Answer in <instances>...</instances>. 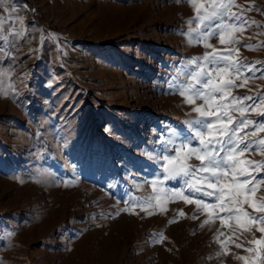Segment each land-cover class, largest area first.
I'll return each mask as SVG.
<instances>
[{
	"label": "rangeland",
	"instance_id": "rangeland-1",
	"mask_svg": "<svg viewBox=\"0 0 264 264\" xmlns=\"http://www.w3.org/2000/svg\"><path fill=\"white\" fill-rule=\"evenodd\" d=\"M235 4L261 12L245 13L260 26L235 33L253 47L234 55L264 62V0ZM196 15L188 0H0V264H244L233 254H250L229 242L234 218L222 226L209 210L201 227L209 214L194 204L155 200L181 178L148 183L169 154L160 137L191 135L184 121L197 115L178 91L185 62L212 51L189 42ZM259 76L233 93L264 92Z\"/></svg>",
	"mask_w": 264,
	"mask_h": 264
},
{
	"label": "snow or ice",
	"instance_id": "snow-or-ice-1",
	"mask_svg": "<svg viewBox=\"0 0 264 264\" xmlns=\"http://www.w3.org/2000/svg\"><path fill=\"white\" fill-rule=\"evenodd\" d=\"M188 2L195 7L196 19L199 21L197 27L189 28V36L195 33V38L189 42L204 43V46L212 48V51L190 58L181 70L186 81L179 84V95L185 98L184 103L191 105L192 112L197 115L184 121L191 130V135L181 138L179 132L172 130L168 138L160 137L163 151L169 154L158 157L162 161L161 172L148 183L155 190L157 185H165L166 182L181 178L188 194H185L183 185L173 188L161 187V195L155 197L157 203L164 198L182 197L187 204L196 206V212L209 214V219H206L201 227L211 219L209 210H219L216 215L222 226L234 218L239 235L234 232L235 239L229 238V242L235 244L236 248H244L250 255L233 254V258L243 261L244 264H264V195H256L260 186L264 185V176H261V173H264V159L244 158L245 153L254 152H259L264 157V136L259 135L264 132V119L248 118L249 112H255L258 117L264 118V109L257 112V109L264 105V92H258L255 96H239L232 91L245 87L247 80L256 78L257 73H260V79H264V62H245L243 58L234 55L239 52L236 45L253 47L251 44H243L235 33L243 32L252 26H260V22L250 20L245 13L261 12V9L251 5H236L235 0ZM234 6L239 7L240 11L233 12ZM17 19L23 26V19ZM188 24L191 25L192 20H189ZM3 28L4 20L0 18V30ZM12 32L13 35L25 34L16 32L14 28ZM213 38H218L219 44L224 47L218 49L207 43ZM233 76L234 79L230 78ZM241 77L245 78L244 82L238 84L236 81ZM197 100L201 103L197 104ZM233 113H239V116ZM193 141H197L198 145L191 146ZM191 159L199 163H189ZM207 198H213L215 203L207 202ZM145 203L150 204L151 201L140 202L137 206L143 208ZM244 205H248L252 211L249 212ZM122 210L127 211V208ZM219 213L224 215L220 216ZM191 218L199 217L194 213ZM175 219L174 217L173 220ZM256 232L260 233L259 237ZM245 233L250 234L252 238L237 243ZM219 235L223 233L217 229L215 239L218 241ZM219 242L223 248H227L224 241ZM222 254L227 253L219 252L216 255Z\"/></svg>",
	"mask_w": 264,
	"mask_h": 264
}]
</instances>
